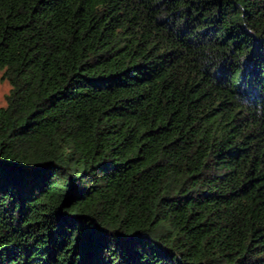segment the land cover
<instances>
[{
  "label": "trees",
  "instance_id": "1",
  "mask_svg": "<svg viewBox=\"0 0 264 264\" xmlns=\"http://www.w3.org/2000/svg\"><path fill=\"white\" fill-rule=\"evenodd\" d=\"M0 264H264V0H0Z\"/></svg>",
  "mask_w": 264,
  "mask_h": 264
},
{
  "label": "rangeland",
  "instance_id": "2",
  "mask_svg": "<svg viewBox=\"0 0 264 264\" xmlns=\"http://www.w3.org/2000/svg\"><path fill=\"white\" fill-rule=\"evenodd\" d=\"M3 71L0 70V108L7 106V95L11 90V85L8 81H5L3 78Z\"/></svg>",
  "mask_w": 264,
  "mask_h": 264
}]
</instances>
